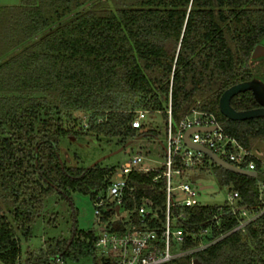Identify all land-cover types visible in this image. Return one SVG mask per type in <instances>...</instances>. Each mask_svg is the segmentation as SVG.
<instances>
[{
	"label": "trees",
	"instance_id": "obj_1",
	"mask_svg": "<svg viewBox=\"0 0 264 264\" xmlns=\"http://www.w3.org/2000/svg\"><path fill=\"white\" fill-rule=\"evenodd\" d=\"M263 38L264 0H21L0 6V264H18L19 235L30 236L45 196L71 202L81 193L95 201L107 189L115 168L68 166L59 156L60 140L77 136L84 118L96 138L134 137L136 111L160 112L166 120L171 100L175 125L196 109L213 114L248 149L264 142V117L231 121L219 109L229 87L255 75L264 80V59L252 64ZM231 105L258 107L251 92ZM153 175L130 174L135 201L156 194L147 188ZM217 178L255 215L239 227L240 219L218 206L188 209L195 236L183 250L196 251L165 264L195 258L264 264V206L255 179L222 168ZM201 229L209 233L201 237ZM80 236L89 241L65 243L63 256L95 259L94 235ZM203 242L211 243L199 248Z\"/></svg>",
	"mask_w": 264,
	"mask_h": 264
},
{
	"label": "built area",
	"instance_id": "obj_2",
	"mask_svg": "<svg viewBox=\"0 0 264 264\" xmlns=\"http://www.w3.org/2000/svg\"><path fill=\"white\" fill-rule=\"evenodd\" d=\"M155 114L160 112L136 111L131 126L141 133L149 131L147 121L155 118ZM166 114L162 158L157 160L135 153L112 177L105 194L98 195L94 201L95 214L101 223L94 239V264H165L196 251L183 250L187 239L195 236L194 229H188L187 210L203 205L199 201V188L190 182L189 173L218 165L202 151L185 144L184 136L188 130L213 128L191 132L190 142L212 151L236 168L264 175V153L258 148H246L227 133L213 114L194 109L175 125L171 100ZM135 172H154L147 185L148 189L156 191L154 196H142L135 201V187L129 182L130 174ZM259 183L264 191V183ZM130 199L134 201L131 207L128 206ZM239 199L237 191H230L224 204L228 210L224 212L223 205L218 208L222 214L240 219L241 227L249 214L248 209L239 204ZM208 233V229H201L199 236ZM210 243L203 242L199 248Z\"/></svg>",
	"mask_w": 264,
	"mask_h": 264
},
{
	"label": "rangeland",
	"instance_id": "obj_3",
	"mask_svg": "<svg viewBox=\"0 0 264 264\" xmlns=\"http://www.w3.org/2000/svg\"><path fill=\"white\" fill-rule=\"evenodd\" d=\"M20 2L21 0H0V6H17ZM252 60L253 64L259 59L252 58ZM83 122L85 123V118ZM84 123L75 127V131L79 132L77 136L65 137L60 140L59 156L68 166L113 167L115 168L114 176L137 152L145 156H152L157 160L162 158L161 142L164 139V118L160 114H155V118L147 121V125L155 131L154 136L140 135L137 132L134 137L128 138H96L87 133ZM222 125L224 126V124ZM226 125L228 124L226 123ZM255 148L264 153V142L257 143ZM220 171V167L210 165L205 169L189 173L190 182L199 188L201 204L207 206L225 204L228 193L232 191V185H221L218 182L217 175ZM255 182L260 199H262L261 184L257 179ZM105 191V189L101 190L100 193L105 194ZM262 203L264 206V201ZM0 209H4L1 192ZM255 213V210L248 209L249 217L244 220H248ZM100 227V219L95 214V202L89 196L73 193L71 202L62 200L56 193L45 196L42 209L32 226L30 236L25 238L19 235L22 255L18 264H27L28 262L38 264V260L44 261V264H94L93 254L75 259L64 257L62 252L64 244L67 242H72L74 247H78L80 242L87 243L89 241V239L80 236L81 232H91L95 237L99 233Z\"/></svg>",
	"mask_w": 264,
	"mask_h": 264
},
{
	"label": "water",
	"instance_id": "obj_4",
	"mask_svg": "<svg viewBox=\"0 0 264 264\" xmlns=\"http://www.w3.org/2000/svg\"><path fill=\"white\" fill-rule=\"evenodd\" d=\"M252 58L259 60L264 59V38L259 42L258 46L255 48ZM245 92H251L254 100L258 104V107L243 111L236 110L231 105V100L240 93H245ZM219 109L221 114L231 121H247L251 119L264 117V80L255 75L253 76L252 79L248 81L241 82L229 87L223 92V94L219 99ZM209 129H213V128L200 127V128H195L193 130H188L184 136L185 144H187L191 148L202 151L205 155L211 158L215 164H217L220 168L224 170H227L237 175L254 178L257 179V181L264 183V175L262 174L257 175V173L254 171H247L240 168H236L235 166H232L224 162L220 158H218L212 151L204 147L196 146L190 142L189 135L191 132L194 131L203 132ZM262 201H264V191L262 195ZM116 210H118V207L116 208ZM192 264H201V262L195 258L193 259Z\"/></svg>",
	"mask_w": 264,
	"mask_h": 264
}]
</instances>
